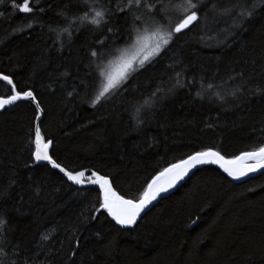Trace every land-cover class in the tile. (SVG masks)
Segmentation results:
<instances>
[{"label":"trees","instance_id":"trees-1","mask_svg":"<svg viewBox=\"0 0 264 264\" xmlns=\"http://www.w3.org/2000/svg\"><path fill=\"white\" fill-rule=\"evenodd\" d=\"M182 3L30 0L34 10L25 14L0 0V74L34 93L50 155L66 170L106 176L127 199L138 200L153 176L194 152L233 158L264 146L260 0H204L198 23L92 106L99 68L133 46L134 29L173 27ZM93 9L105 12L98 27L79 19ZM177 73L183 87H173ZM11 94L0 80V96ZM36 117L28 100L0 111V264H264V172L233 182L205 166L120 228L100 208L97 188L34 162Z\"/></svg>","mask_w":264,"mask_h":264},{"label":"snow or ice","instance_id":"snow-or-ice-1","mask_svg":"<svg viewBox=\"0 0 264 264\" xmlns=\"http://www.w3.org/2000/svg\"><path fill=\"white\" fill-rule=\"evenodd\" d=\"M135 2L137 6L140 5L141 0H129V6ZM204 0H200L199 3H194L193 0H183L182 4L176 5V9L179 11L180 15L177 17V21L174 27H168L165 29L161 25H154L152 27H144L142 30L136 28L133 33L129 34V39L132 40V45L137 47L135 55L127 56V50L118 49L119 56L116 58L117 63L115 66V71L109 70L112 62L109 65L99 68V75L102 79V87L99 93L92 100V106H95L102 97L106 94L118 89L131 75L132 72L137 71L138 68L144 67V65L150 62L154 57L161 54V52L170 44L174 36L182 34L185 30H190L191 26L198 23L200 20V11L203 7ZM264 4V0H260ZM153 6H149L151 10ZM257 7L256 3H253L250 8L245 7L241 10L240 16L250 17L253 13L252 10ZM13 8L18 9L19 12L30 14L33 12V7L30 5V0H23V3L17 4L16 0H13ZM216 9V5H213V10ZM226 12L231 11L226 9ZM93 14L91 18L87 12L79 19L87 21L92 25L99 26L105 18V12L102 10H92ZM137 20L140 17H136ZM147 25V22H145ZM31 27V24L28 25ZM68 31V29H64ZM111 31V29H109ZM103 42L101 41V44ZM91 55L97 57L99 54L94 50ZM177 80L173 87H183L180 82V73H177ZM0 80L5 81L8 85H11L12 94L7 98H0V109L4 108L6 105H12L14 102L19 100H32L35 101L36 97L31 90L28 91H18L15 83L8 75H0ZM209 88L212 85H208ZM157 91H160L158 88ZM261 89H257L260 92ZM69 96L72 95L71 92L68 93ZM152 97L156 96L153 92ZM199 95V93H198ZM153 100L147 99L144 102L145 106H152ZM140 109H137L139 112ZM42 109L40 104L36 102V114L37 119L40 118ZM35 139L34 145L35 150L32 152V158L35 162L46 161L51 165L53 169H58L59 172L67 178L68 181L76 185L84 184L86 181L91 184L98 185L100 189V208L107 211L108 215L115 221L117 225L120 226H132L136 223L140 213L155 200L161 193L168 191V189L174 187L176 183L182 180L191 169L195 168L197 165L205 163L218 164L221 169L228 176L238 179L241 176L247 175L249 172H255L259 168H264V146H260L253 151L241 152L240 155L233 157L232 159H225L220 152L214 151L208 148L203 151H197L193 154L187 156L186 159H181L177 163H172L168 167L164 168L162 171L158 172L152 177L151 181L147 184L144 189L143 194L140 196L139 200L125 199L123 196L117 194L113 190L109 179L106 176L100 175L98 172H91L90 176H86L85 171H69L66 170L64 166L57 163L55 159L49 154V148L52 145V140H44L41 128L39 125L35 127ZM249 161H255V163H248ZM6 221L0 219V231H2L3 226ZM42 239L47 240L48 236L44 235ZM79 248V241H77L76 249ZM73 250L72 255H75V250ZM2 251V249H0Z\"/></svg>","mask_w":264,"mask_h":264},{"label":"water","instance_id":"water-1","mask_svg":"<svg viewBox=\"0 0 264 264\" xmlns=\"http://www.w3.org/2000/svg\"><path fill=\"white\" fill-rule=\"evenodd\" d=\"M0 75H3V74H0ZM0 98H7V97H1L0 96ZM24 100H28V99H24ZM19 101H22V100H19ZM28 101H30L34 106H35V108H36V100L35 101H32V100H28ZM16 102H18V101H16ZM16 102H14V103H16ZM13 103V104H14ZM12 104V105H13ZM12 105H6L4 108H2V109H0V111H2V110H4V109H6V108H8V107H11ZM42 115H43V113L41 112V114H40V118L39 119H37V117H36V121H35V127L37 126V125H39V123H40V120H41V118H42ZM34 139H35V134H34ZM214 151H216V150H214ZM49 154H50V148H49ZM222 155V154H221ZM187 158V157H186ZM186 158H184V159H186ZM225 159H232V158H227V157H225ZM179 162V161H178ZM37 164H42V165H50V164H48L46 161H40V162H36ZM177 163V162H176ZM248 163H255V161H249ZM51 166V165H50ZM205 166H214V167H216V168H218V169H220L231 181H233V182H241V181H244V180H247L248 178H252V177H255V176H257V175H259V174H261V173H263L264 172V168H259V169H257L255 172H249L247 175H245V176H241V177H239L238 179H234L233 177H230V176H228L227 175V173H225L224 171H223V169H221L220 167H219V165L218 164H213V163H205V164H200V165H197L195 168H193V169H191L190 171H189V173L182 179V180H180V181H178L177 183H176V185L174 186V187H172V188H170V189H168V191H166V192H163V193H161L155 200H153L150 204H148L147 205V207L140 213V215L138 216V218H137V221H136V223L134 224V225H136L137 224V222L148 212V211H150L161 199H163V198H165V197H167V196H169V195H171L172 193H174L196 170H198V169H201V168H203V167H205ZM56 170H58V169H56ZM59 171V170H58ZM82 171H85V173H86V176H90L91 175V172H93V171H91V170H82ZM61 173V172H60ZM62 175H63V173H61ZM64 176V175H63ZM65 177V176H64ZM109 179V178H108ZM110 181V180H109ZM72 183V182H71ZM111 183V182H110ZM74 185H76V184H74ZM112 185V184H111ZM76 186H78V187H95V188H97L99 191H100V189H99V186L98 185H94V184H91L90 182H85L84 184H81V185H76ZM112 188H113V186H112ZM113 190H115L114 188H113ZM116 191V190H115ZM117 192V191H116ZM117 194H119L118 192H117ZM120 195V194H119ZM125 199H127V198H125ZM139 200V199H138ZM107 212V211H106ZM108 214V213H107ZM110 217V216H109ZM111 218V217H110ZM112 219V218H111ZM114 223H115V221L114 220H112ZM116 224V223H115ZM117 225V224H116ZM134 225H132V226H130V227H133ZM118 227H120V228H130V227H128V226H120V225H117Z\"/></svg>","mask_w":264,"mask_h":264},{"label":"rangeland","instance_id":"rangeland-1","mask_svg":"<svg viewBox=\"0 0 264 264\" xmlns=\"http://www.w3.org/2000/svg\"><path fill=\"white\" fill-rule=\"evenodd\" d=\"M180 15L179 11L174 8L173 9V12L171 14V17L174 18V17H178ZM174 27V26H173ZM165 28V27H164ZM166 29V28H165ZM138 47V46H137ZM137 47H134L132 46L129 50L126 51V55L127 56H132V55H135L136 54V51H137ZM116 63H117V59H115L113 62H112V65L110 66L109 70L111 71H115V66H116Z\"/></svg>","mask_w":264,"mask_h":264},{"label":"bare ground","instance_id":"bare-ground-1","mask_svg":"<svg viewBox=\"0 0 264 264\" xmlns=\"http://www.w3.org/2000/svg\"><path fill=\"white\" fill-rule=\"evenodd\" d=\"M36 121V120H35ZM35 146V145H34ZM35 150V149H34ZM35 162V161H34ZM36 163V162H35ZM37 164V163H36Z\"/></svg>","mask_w":264,"mask_h":264}]
</instances>
